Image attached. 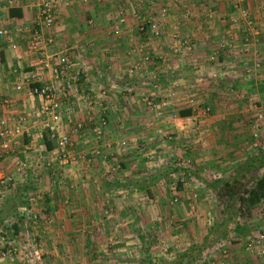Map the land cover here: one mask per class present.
Masks as SVG:
<instances>
[{
  "label": "crops",
  "instance_id": "0c3cea01",
  "mask_svg": "<svg viewBox=\"0 0 264 264\" xmlns=\"http://www.w3.org/2000/svg\"><path fill=\"white\" fill-rule=\"evenodd\" d=\"M0 1V29L8 32L0 35V118L7 121L8 127L23 118L21 134L0 136V226L15 231L16 238L26 230L39 233L41 264H126L119 260L126 252L121 246L117 248V242L135 246L138 235L143 231L146 234V227L152 225L145 219L148 216L138 218L132 214L139 206L134 201L131 207L124 205L121 195L124 189L131 196L135 195L133 190L151 195L156 190L151 184L154 180L131 186L128 183L137 176L150 179L160 174L151 173L153 157L146 160L140 156L141 150L122 147L123 140L134 144L143 140L149 143L148 148L160 152L174 147L181 150L183 145V150H189L191 165L182 167L177 177L188 180L190 187L184 189L192 194L199 192V186L204 188H199L200 192L216 196L221 188L202 178L232 181L236 167L254 157L249 153L256 141L247 144L246 140L230 137V129H241L225 114L246 110L235 99L247 92L264 103L263 91L257 86L249 90L242 83L247 67L264 56V27L252 32L242 27L241 21H235L231 6L236 0H62L56 23L49 31L54 41L48 50L72 48L74 73L79 72L80 79L78 84L69 76L57 80L49 70L44 71V77L70 95L74 109L68 112L64 108L63 131H71L78 122L84 124L82 132L73 137L77 160L69 165L53 156L55 141L35 113L40 98L30 92L40 68L36 54L28 47L39 0ZM252 1L261 2L247 0L248 5ZM14 7L22 12L21 16L11 15ZM254 15L257 24H264V12ZM246 32L253 35L250 43L244 41ZM136 63L142 68L131 73ZM257 70L260 75L264 72ZM260 81L264 78L252 84ZM3 99L9 102L2 104ZM149 100L157 103L149 106ZM207 105L212 113L201 118L198 127L194 119L199 116L195 115ZM182 110H190L191 114L180 116ZM184 126L191 131L204 128L206 138L192 141V146L186 143L191 139L177 140V132L184 134ZM223 128L227 131L225 137L220 136ZM232 150L247 155L242 158L230 154V171H223L219 164L227 160L222 152ZM217 152L221 154H214ZM23 163L25 167H21ZM114 165L118 169L111 171ZM9 176L18 183H3ZM249 177L251 173L243 180ZM127 180L128 185L122 183ZM212 198V204H195L203 216L201 221L217 212L218 204ZM231 204L230 211L245 212L230 213L229 258L218 263L264 264V198L250 204L236 196ZM17 210L37 212L44 221L20 219ZM35 217L38 219V214ZM207 220L211 226L218 224L214 217ZM199 222L197 227L196 223L189 225L194 226L193 235L201 243L213 234L200 237L203 224ZM28 224L31 228H24ZM139 226L142 230L137 235ZM125 228L128 235H123ZM136 248L130 257L138 256ZM10 259L0 256V264H21ZM29 264H35V260Z\"/></svg>",
  "mask_w": 264,
  "mask_h": 264
},
{
  "label": "rangeland",
  "instance_id": "374dc122",
  "mask_svg": "<svg viewBox=\"0 0 264 264\" xmlns=\"http://www.w3.org/2000/svg\"><path fill=\"white\" fill-rule=\"evenodd\" d=\"M257 6V7H256ZM256 7V8H254ZM232 12L236 15V18H234L235 21L240 22L241 26L246 27L250 29V31L254 32L257 28L264 27V24H257L256 20L258 18L255 17L254 13L256 12H264V0H261V2L252 1L250 2V5H248L247 0H236L232 3L231 6ZM256 11V12H255ZM247 15V16H246ZM264 21V20H263ZM237 22V23H238ZM247 33V32H246ZM251 33H247L246 37L244 38V41L247 43L252 41ZM253 36V35H252ZM253 66L247 67L249 70H245V77L243 78L245 81H242V83H245L246 86H248V89L256 88L260 90V84L256 82V85L252 84V81H258V79L264 78V72L261 73V70L257 69H264V56L262 55L261 58H258L255 60ZM262 67V68H261ZM255 70L259 71L256 72ZM263 71V70H262ZM256 72V74H255ZM242 89V88H241ZM243 93L242 91H240ZM240 93V94H241ZM256 93V92H255ZM248 92L244 93L245 96L237 97L235 100L238 101L244 109L246 110L241 111L240 113L237 112V114L233 113H227L225 114L226 117H230L229 119L236 123L237 129H241L240 131L235 132L234 130L229 131L230 137L235 136L236 139H242L248 141L247 144H250V142H255V146H253V149L251 153H249L252 156L257 155L261 150L264 151V103H262V98L258 96V98H254L251 96ZM253 94V93H252ZM241 100V101H239ZM151 101V100H149ZM153 104H149L147 101V104L149 106H154L156 103L154 101H151ZM206 106H202L200 108V111H203ZM209 107H211L209 105ZM215 112V111H214ZM213 112V113H214ZM212 113V107L211 111L209 113H202L201 116L194 119V121L197 123V126L200 127V122L203 119L208 118ZM239 113V114H238ZM232 115V116H231ZM202 118V119H201ZM201 119V120H200ZM193 122V121H192ZM196 130V131H194ZM184 134H180L177 132V135L179 136L176 138L177 140H180L181 138L191 139L189 141H186V143L189 144V146H192L193 143L197 140L201 141V138L203 139L204 136L206 138V132L204 128H193L191 130H187V126H184L183 128ZM188 134V136H187ZM227 134V131H224L223 133H220L221 137H225ZM173 135V134H171ZM176 135V134H175ZM244 135V136H243ZM163 139V138H161ZM127 141V140H126ZM194 141V142H192ZM140 142V141H139ZM136 142L139 144L140 148L131 147L127 149H139L140 156L147 158L146 160H150L149 157H153L154 160L153 167L151 173H158L160 175L155 176L150 179L146 178H140L137 176V178H132L131 180L133 182L128 183L129 181H123L122 183H128L130 184H146L147 180H154L153 184L156 188L154 192L151 195H148L143 192H136V190H133L134 196L129 195L127 189H124L123 200L124 205L130 204V207L134 204H131L133 201L135 202V206L138 205L139 209L136 211L137 213L131 212L135 216L144 217L148 216L149 222L152 223L151 226L146 227V234L149 237H146V234L143 231V234H141V226L138 227L139 231L138 234V240L135 241V246H131V243L117 242V248L120 246L123 247L121 250L125 251V254H122L120 256V262H124L126 264H219L218 262L220 260L226 261L229 258L230 253V213L235 212L234 210L230 211V205L234 201V198L236 197L233 194H228L226 190L221 188L219 194L215 196L214 194H209V192L203 191L200 192L199 186H197L196 190L199 192H193L192 193H186L188 191H185L186 188L189 186L188 180H182L177 177L178 172H180L177 168V166H172L167 160L168 159L172 162H175L177 159H181V161L186 165L190 166V157L187 156V152L189 150H183L184 146L181 145V150H178L177 147H174V149L171 151H157L154 148H148V145L142 140V142ZM144 143V144H143ZM134 145V143H131ZM149 144V143H148ZM260 144L262 147H260ZM75 150V145L74 148ZM230 149V147H229ZM248 152V151H247ZM223 158H226L227 163H221L219 164L221 169L223 171H230V154H233L234 156H240L245 157V155L241 153H236L235 150H232V152H222ZM227 153V154H226ZM74 154L75 151H74ZM144 154V155H143ZM148 154V155H147ZM214 154H221V153H214ZM171 162V163H172ZM74 163V162H72ZM71 162L64 164L69 165L72 164ZM115 164V163H112ZM111 164V165H112ZM47 166V164H45ZM118 166L114 165L110 169L111 171H114V168ZM120 167V166H119ZM123 167L121 166V169ZM208 172V171H207ZM264 173V167L262 168V172ZM113 174V173H112ZM208 174H214L213 172H209ZM202 178L204 182H212L215 183L219 178ZM130 180V178H129ZM250 177L246 179V181H249ZM19 181V180H18ZM18 181L16 183H18ZM197 182V180H195ZM201 181V180H200ZM201 181V182H202ZM184 182H186V185H184ZM192 182V180L190 181ZM194 183V181L192 182ZM127 184V185H128ZM188 184V185H187ZM17 185V184H16ZM148 185V184H147ZM172 186V188H170ZM178 187L182 190H177ZM190 187V186H189ZM127 188V187H125ZM129 188V187H128ZM200 188V189H199ZM199 189V190H198ZM130 190V188H129ZM191 191V190H190ZM131 196V197H130ZM215 197V203L218 204L217 212L213 214V216L210 217L206 216L204 221H201L200 219L203 217L200 209H198L195 204L199 205L202 201H210V204H212V197ZM147 198V200H146ZM134 206V207H135ZM144 206V208H143ZM188 206V207H187ZM136 210V208H134ZM1 213L3 210L0 211ZM243 210H236V214L239 215L242 214ZM16 214L19 215L22 218H34L35 221H44L42 218L40 219L39 213L29 210H17ZM36 214H38V219L35 217ZM235 214V215H236ZM133 215V216H134ZM218 219V224L216 226H211L208 224L207 218ZM44 218H50L47 215L44 216ZM43 218V219H44ZM34 221V222H35ZM201 221V222H199ZM46 222V221H45ZM187 223V226L184 224ZM189 222L196 223V227L199 226L198 222L203 224L201 228L202 230V236L204 237L206 233H212L213 237L208 238L206 237L203 242L199 243L196 241V236L193 235L194 232V226L189 225ZM226 224V225H225ZM11 229V226H9ZM40 227V226H38ZM24 228L29 229L31 228L30 225L24 226ZM210 228H212L210 230ZM126 230V231H124ZM123 230V235L128 233V229ZM41 231V228H40ZM15 231L8 230L7 226H0V256L1 252L7 249H11V253L8 255L11 259V262L19 261L21 264H29L30 261L35 260V264L42 263L43 257L41 256L43 253V249H41L40 244V235L35 230H26L25 232L20 233V237L16 238L13 236ZM128 235V234H127ZM226 235H229L228 238H226ZM145 236L144 239H140V237ZM199 236H197L198 238ZM126 239L130 240L131 236H126ZM18 239V240H17ZM15 240V241H14ZM36 247H32V246ZM137 247V248H136ZM137 249L135 257H130L131 254L135 253L134 249ZM120 249V248H119ZM36 251H38L39 254H36ZM128 255V256H127ZM38 257V258H37ZM7 258V257H6ZM38 260V261H37ZM227 262V261H226ZM121 264V263H120Z\"/></svg>",
  "mask_w": 264,
  "mask_h": 264
},
{
  "label": "built area",
  "instance_id": "2783aa9c",
  "mask_svg": "<svg viewBox=\"0 0 264 264\" xmlns=\"http://www.w3.org/2000/svg\"><path fill=\"white\" fill-rule=\"evenodd\" d=\"M62 0H39V14L38 18L31 29L28 47L32 53H35L38 59L36 82L31 86V94L38 96L40 98V105L35 110V113L42 118L45 129L48 131L51 139L55 141L54 150L52 151L53 156L62 164H67L69 162H75L77 160V155L74 154V139L75 135H78L82 132L84 128L83 122H78L69 132H65L62 129V123L64 120V108L68 112L73 111V104H70L69 93L66 91H61L55 84V82H47L44 77V71L49 70L53 77L57 80L61 76H69L72 78V82L78 84L79 82V72H75V63L73 60L74 52L72 48L58 49L55 52H50L48 50L50 44L54 41L53 37L49 35L50 29L55 25L57 20V12ZM3 9V4L0 1V18L1 11ZM247 16V15H246ZM8 32L5 29H0V35L5 36ZM142 65L136 63L131 67V73H135L138 70H141ZM73 84V83H72ZM74 85V84H73ZM76 88L77 85L75 86ZM9 101L7 99L1 100L2 104H7ZM149 104H153L151 101H148ZM73 108V109H72ZM211 107L208 105L203 111H199L198 115L201 116L202 113H209ZM189 122L193 121L192 117H189ZM23 131V118L20 120V123L13 127H8L7 121L0 118V136H16L21 134ZM6 145V144H5ZM121 146L124 148L136 147L140 148L139 144L135 143L132 145L130 142L123 140ZM167 160L172 166L188 167L186 166L181 159L175 160L172 162ZM2 161V153H0V166ZM172 162V163H171ZM25 163L21 167H25ZM5 184H12L15 182V177L9 176L2 180ZM261 238L264 239V234L261 235ZM36 247V246H32ZM11 249L2 251V257H9ZM36 254H39L36 251ZM38 258V257H37Z\"/></svg>",
  "mask_w": 264,
  "mask_h": 264
},
{
  "label": "trees",
  "instance_id": "16d2710c",
  "mask_svg": "<svg viewBox=\"0 0 264 264\" xmlns=\"http://www.w3.org/2000/svg\"><path fill=\"white\" fill-rule=\"evenodd\" d=\"M10 13L12 16L22 15V12L15 9V7L10 9ZM259 84L260 90L264 92V81H260ZM179 114L180 116H187L191 114V111L182 110ZM263 167L264 151L261 150L257 155L236 167V178L232 181L219 178L216 181V186L223 188L228 194L237 196L242 203H257L264 198V173H260ZM181 168L182 167L176 169L180 170ZM247 173H251L252 177L246 182L243 178ZM250 181H253V184L250 185ZM218 195L220 196L219 191Z\"/></svg>",
  "mask_w": 264,
  "mask_h": 264
}]
</instances>
